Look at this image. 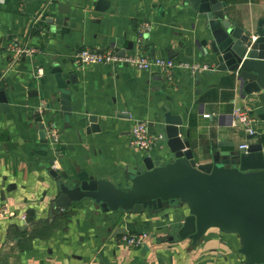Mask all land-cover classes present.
Returning a JSON list of instances; mask_svg holds the SVG:
<instances>
[{
    "label": "crops",
    "instance_id": "0c3cea01",
    "mask_svg": "<svg viewBox=\"0 0 264 264\" xmlns=\"http://www.w3.org/2000/svg\"><path fill=\"white\" fill-rule=\"evenodd\" d=\"M220 1L228 20L246 29L255 32L264 20V0ZM36 18L40 21L33 25ZM146 23L151 29L139 37L137 30ZM206 39V20L187 0L0 4V91L8 107L7 112L0 110V208L7 209L0 218V264H241L239 241L231 236L208 235L196 247L163 242L180 216L101 214L83 203L48 220L50 171L86 172L124 188L129 185L127 170H141L148 156L158 163L173 158V151L157 138L149 152L132 147L136 123L148 124L156 137L166 116L181 122L182 138L197 166L243 144L264 141V93L247 94L236 72L215 71V59L200 46ZM21 48L36 52L18 57ZM82 49L111 50L121 58L139 53L152 61L171 59L214 70L192 74L128 66L80 68L72 56ZM57 65L68 83L64 105L52 73ZM67 105L71 113L64 116L61 109ZM240 107L249 108L258 120L261 135L253 140L233 123L232 112ZM36 113L44 114L43 135ZM50 126L60 134L56 148L46 140ZM30 208L35 219L46 222L25 232L8 230ZM125 234H147V239L140 249H131L120 242Z\"/></svg>",
    "mask_w": 264,
    "mask_h": 264
},
{
    "label": "water",
    "instance_id": "95a60500",
    "mask_svg": "<svg viewBox=\"0 0 264 264\" xmlns=\"http://www.w3.org/2000/svg\"><path fill=\"white\" fill-rule=\"evenodd\" d=\"M187 2L206 20L209 39L201 41L200 46L205 55L215 59V71L236 72L247 94L264 93V20L254 32L228 20L220 0ZM66 10V14L70 12ZM52 73L63 91L59 99L64 105L69 96L64 92L68 83L58 65ZM2 92L0 110L7 112V99ZM61 111L64 116L71 113L69 106ZM43 116L35 114L42 135ZM91 120L96 124L95 118ZM94 126L91 130L98 131ZM180 127L181 122L165 117L156 130V140L173 151V158L158 163L148 156L144 168L127 170V187H117L110 180L96 179L86 172L74 175L48 172L47 191L51 198L48 220L55 215L63 217L71 207L83 203H89L94 212L101 214L130 216L152 212L165 213L167 217L171 214L181 220L170 227L163 242L196 247L208 235L231 236L239 241L241 264H264V141L250 144L247 151L239 149L215 155L211 164L197 166ZM45 222L35 219V210L30 208L24 220L10 224L8 230L25 232Z\"/></svg>",
    "mask_w": 264,
    "mask_h": 264
},
{
    "label": "built area",
    "instance_id": "2783aa9c",
    "mask_svg": "<svg viewBox=\"0 0 264 264\" xmlns=\"http://www.w3.org/2000/svg\"><path fill=\"white\" fill-rule=\"evenodd\" d=\"M4 0H0V4H3ZM39 18H36L33 21V25L39 22ZM151 29L150 24H142L139 29L137 30L139 37L147 33ZM36 50L21 48L16 51L18 57L25 56V55H32L35 53ZM73 64L76 67H88V66H95V65H104V66H128L135 70L139 71H149L153 68H157L162 72L170 73L174 69H181L188 71L192 74H201L210 69L207 66H201L195 63H187V62H175L171 59H156L150 60L148 56L141 55L139 53L131 54L125 57H119L114 51H105L102 53L91 51L88 49H82L77 51L72 56ZM41 74V71L38 72ZM43 110L45 111V105L43 106ZM208 117V116H205ZM232 119L235 126H239L243 129L244 133L248 137H257L261 135L259 132V128L257 127L258 120L251 115V110L247 107L243 108H236L232 112ZM156 137H153L150 133V128L148 124L136 123L131 129V142L130 145L134 148L143 149L146 152H149L152 143ZM46 140L47 142L53 146L57 147L60 141V134L57 128L54 126H50L46 132ZM250 144H243L239 147L241 150L247 151ZM7 214V209L5 207L0 208V218ZM24 220V216L21 218ZM147 239V234H125L121 237L120 242L128 248L131 249H140L145 240Z\"/></svg>",
    "mask_w": 264,
    "mask_h": 264
}]
</instances>
